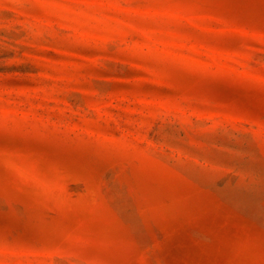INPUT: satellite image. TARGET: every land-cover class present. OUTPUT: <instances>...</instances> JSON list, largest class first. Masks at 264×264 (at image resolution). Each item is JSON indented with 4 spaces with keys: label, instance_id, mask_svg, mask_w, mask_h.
<instances>
[{
    "label": "rangeland",
    "instance_id": "rangeland-1",
    "mask_svg": "<svg viewBox=\"0 0 264 264\" xmlns=\"http://www.w3.org/2000/svg\"><path fill=\"white\" fill-rule=\"evenodd\" d=\"M0 264H264V0H0Z\"/></svg>",
    "mask_w": 264,
    "mask_h": 264
}]
</instances>
